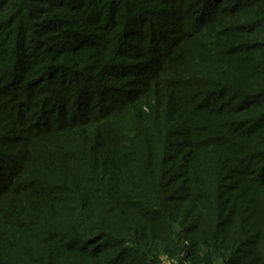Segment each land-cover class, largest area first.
Returning <instances> with one entry per match:
<instances>
[{"label":"trees","instance_id":"1","mask_svg":"<svg viewBox=\"0 0 264 264\" xmlns=\"http://www.w3.org/2000/svg\"><path fill=\"white\" fill-rule=\"evenodd\" d=\"M10 1L13 12L3 15ZM47 1L74 16L72 21L65 22L67 17L62 16L67 13L57 11L56 15L41 19L40 30L50 34L52 41L40 37L41 31L32 27L30 19L40 18V7H33L31 0H0V111L19 122L23 114L31 111L26 120L32 133L53 130L60 123L73 126L79 110L87 115L79 119L78 125L95 121L99 124L96 129L106 130L112 116L123 111L126 116L121 120L122 135L127 141L110 145L113 156L107 158L103 149L88 159L85 147L72 148L59 159L63 165L72 160L77 165L56 180L31 173L25 177L28 159L0 150V236L14 241L0 240V244L9 247L6 250L0 246V264H76L65 257L67 254L91 260L103 256L104 264H162L158 258L161 252L177 264H264V77L241 64L242 75L235 81L207 80L210 87L197 95L190 93L195 100L199 98L194 110L210 117H231L215 126H202L192 135L201 139L186 145L195 152L194 162L187 168V176L183 173L187 185L182 189L185 195L180 197L175 193L178 187H174L179 171H174V165L161 154H166L163 149L170 144V135L178 134L177 131L148 120L145 113L135 109L149 84L161 81L169 85L167 78L161 76L162 63L166 60L169 64L175 58L176 45L165 22L157 25V21L148 18L157 12L168 16L169 8L177 0H151L153 5L149 7L147 3L146 7L136 5L133 0ZM262 1L189 0L187 8L194 12L195 32L216 22L219 14L242 18L234 27L224 25L218 31L219 36L228 38L227 32L232 31L245 36L264 33ZM158 3L162 7H156ZM117 9L123 11L117 13ZM72 23L78 29L64 27ZM57 35L61 37L53 41ZM98 44L118 58L117 62L101 67L104 78L136 74L144 79L139 89H124L123 97L116 98L103 113L90 115L93 98L106 99L113 87L103 83L98 91L90 89L92 75L67 67L60 56L71 48ZM223 46L224 50H212L208 58L213 66L209 74L214 76L234 69L233 53L264 51V41L245 47ZM221 58L226 60L218 64ZM259 67L264 69V64ZM252 74L260 80H250ZM49 88L53 97H44ZM72 95L75 103L69 101L70 115H62V103ZM55 100L57 106L53 105ZM216 100L220 103L215 104ZM117 131L114 136L119 140L121 133L117 136ZM198 150L212 153L213 160L204 161L206 165L195 170ZM224 162L238 166L239 174L248 179L250 186L244 189L231 185L229 193L224 192ZM207 190L209 195L205 194ZM28 194L42 199L40 202L47 203L52 211L61 212L63 223L46 224L39 219V212L32 215L34 220L26 219L31 215L27 204L22 212L20 206L11 208L13 199L26 201ZM191 209H203V213H198L212 224H188ZM7 224L14 227L12 232L6 229Z\"/></svg>","mask_w":264,"mask_h":264},{"label":"rangeland","instance_id":"2","mask_svg":"<svg viewBox=\"0 0 264 264\" xmlns=\"http://www.w3.org/2000/svg\"><path fill=\"white\" fill-rule=\"evenodd\" d=\"M47 2V0H31V3H33V7L38 6L43 10L42 13H40L39 19H30V21L33 23L32 27L34 29H38L37 31H41V34L38 35L43 39H50L51 35L46 34L45 30H40L41 19H45L46 17H48V15H56L57 11L65 14L67 13L66 16H62L67 17L65 22H70L74 18L69 10L62 7H57V5H53L52 2ZM188 2L189 0H177L174 6L177 7V9H174V7H170L168 16L163 17L162 14L157 12L155 16H150L148 18L151 19V21H157V25H161V22H165L166 31L173 37V41L175 42L174 44L176 45L173 50L175 58L171 60V63L169 64H167L166 60L162 63L161 73L163 71V74L161 76L164 79L167 78V82L169 83V85H165L161 81L158 82V84L156 81L152 82V84H149L146 92L139 98L140 100L137 103V108H135L138 109V112H140V114L144 115L145 113V115L148 117V120L157 121L161 123L162 126L169 125L170 129L177 131L176 133L178 134L170 135V144H168V147H165V149H163L166 154H161L165 155V157L169 160L170 165H174V171H179L178 174L175 175V177L178 178L174 183V187H178L175 193L180 197L184 196L186 193L184 190H182L186 187L185 185H187L185 181L186 177L183 173H186L187 176V168L190 169V166L194 162L195 152L191 150L190 146L186 145H189V141L194 142L201 139L199 137H193L192 135L200 131L202 126H215L220 122V120L229 119L231 117L226 115L210 117L208 115H205L201 110H194V106H196L194 103L198 102L199 98L195 100V96H190V93H192L191 95H194V93L197 95V93L200 94L202 93L201 91L207 89V87H210V84L207 83V80L217 83H220L222 81L227 83L235 81L242 75L243 71L241 70V72L239 68L241 64L250 66L249 68L252 69L253 73H257L258 71L260 76L264 77V69L259 67L260 65L264 64V51L261 50L253 51L250 53H245L243 52L244 50H239L233 53V56L236 60L235 62L231 63L234 67L233 70L231 69L228 73L223 74V76H214L213 74H209V70L213 68V66H211L208 61L209 56L213 54L211 52L212 50L222 51L224 50L223 45L225 44H231L233 47H245L248 43L251 42H263L264 33L260 32L256 35L248 34V36H245L243 33L232 31L227 32V35H229L228 38L219 36L218 31H221L223 29L222 26L225 25L234 27L233 24H235L236 22L238 23V21L242 19L236 18V16L224 14H219L216 22H213L208 27L195 32L197 26H193L192 16L194 12H192L191 9L187 8ZM11 3L12 2L10 1L7 4L8 8L6 9L5 13H3V15L5 14L8 16V14H11L13 12L10 8ZM133 3L139 6L141 5L142 7H149L150 5H153L151 4V0H133ZM20 4H22V1L20 2ZM261 4H264V1L260 2V5ZM182 6L183 8H181V11L179 12V8ZM156 7L162 6L158 3V6ZM51 8H53L54 11H51ZM117 10V13L123 11L121 9ZM185 10H187L188 12H186ZM161 17H163V20H161ZM66 26L68 29H78L73 23L72 25H65L64 27ZM118 31L119 29L115 30L116 33ZM47 35H49V37ZM58 36L61 37V35L53 36V41H58ZM211 43L215 44L211 45ZM60 59L61 61L67 63V67H70L75 71L82 69L84 72L89 73L88 75L91 74L92 76H90V80L93 83L89 84L91 86L90 89L94 88L98 91L99 88L103 86V83H107V85L113 87V89L110 91V94L105 95L106 99L96 101L98 96H95L93 98L92 104H95L94 107L90 109V115L103 113L105 109L113 104V101H115L116 98L120 99L123 97V95L126 93L123 92L124 89H139V85L143 82L144 79L143 77H138V75L136 76V74H128L127 77L121 76L119 78H113L112 76L106 75V78H108L106 80V78H104V70L101 69V67L105 63H111L115 61L117 62L118 58H113V55L110 53V49H105L104 47L100 46V44H98V46H91L80 49L71 48V50H67L66 52H64L63 55L60 56ZM135 60L136 58L133 59L132 62H134ZM225 60L226 59L221 58L218 61V64L224 63ZM240 61L241 63H238ZM2 65L0 64V69L1 67H3ZM251 66L255 67L251 68ZM73 77H76V75H73ZM176 79L178 80L176 81ZM196 80L199 81V83L195 82ZM250 80L259 81L260 79L255 78V75H253V78H251ZM49 90L50 91L45 94L44 97H53V91L50 88ZM42 92L43 90L41 91V93ZM39 97L40 96H38L37 98ZM224 98H226V96H224ZM73 99H75V95L70 96L67 101L66 98L64 99L65 101H63L62 103L64 108L61 113L62 115H70L69 111H71V109H69V101L75 103V100ZM217 103H220V101L216 100L215 104ZM54 104L55 106H57L58 102H56L55 100V103H53V105ZM224 108H227V105ZM127 113L132 114V112ZM30 114L31 111H29L27 114H23V120L19 122L0 111V150L5 151L9 155L13 154L18 158H22L25 160L28 159L26 167L27 171H24V173L26 172L24 174L25 177L27 174L31 173L41 175L46 179L48 178L49 180L63 178L64 174H66L70 170V168H74L77 164L74 163V160H72L71 164L63 165L61 164L59 156L67 154V152L73 150L72 148H75V150H81V147H85L87 152L85 155H87L88 159L93 158L94 153L98 151V149H103L105 152L104 158H107L108 156H113L110 155L109 152L111 151L110 145L119 142L125 143L124 141H127V138H124L122 135L124 128L121 127V120L124 116H126L125 112L123 111L117 112L115 116H112V118L114 119L111 118V121H109L108 123L109 126L107 125L106 130L102 128L99 129L100 127H97L96 129V126L99 124H97L98 122L95 121L78 125L77 122L79 121V119H81L82 117H86L87 115V113L79 110L76 112L75 118L72 121L75 125L70 126L72 124L66 125L64 123H60V125L53 130L49 129L47 131L36 133H32L34 132L32 131V126H30L27 121V116H29ZM15 115L16 114H14V117ZM154 116H156L155 120ZM63 125L66 126L63 127ZM116 129H118L116 134L117 136L121 133V136L118 137L119 140H117V137L114 136V134L116 133ZM134 144L139 145L138 141H135ZM170 145H174V147H170ZM123 153H125V155H128L126 154V152ZM57 154L58 156L56 157ZM197 155V163H194L193 165V169L195 170L198 168H203L206 165L204 164V161H206V163H211V161L213 160L211 159L212 153L203 152V150L196 151V156ZM142 156L143 154H141V157ZM172 157L174 158L172 159ZM67 161L69 160L67 159ZM223 166L226 167L225 174L227 175L226 179H224L223 181L224 192L229 193V186L231 185L236 187H243L244 189L250 186V184L248 183V179L239 174L240 168L238 166L232 163L229 164L228 162H224ZM37 186L38 185L36 184V187ZM210 190L212 195L213 190L211 188ZM256 192L260 193L258 191ZM205 194L209 195V190H207ZM25 198L26 201H20L17 199L13 202L14 199L12 201L10 200L12 203V205L10 204L11 208H14L16 205L20 206L22 207L20 212H22L24 208L23 206L27 204L29 207L27 209V212L31 213V215L29 217H26V219L34 220L32 215L34 213L37 214L36 212H39V219L46 224H51L50 222L52 221L57 223V225H61L63 223L61 212L59 214L57 211H52L47 203L40 202L42 201V199L35 198L34 196L29 194L28 196L26 195ZM202 210L203 209H191L190 211L192 212V214L190 215V220L187 223L190 225L201 223L205 226L211 225L213 221L206 220L208 218H205L204 216L199 214L200 212L198 213V211H201V213H203ZM7 225L8 226H6V229H8L9 232H12V229H14V227L10 226L9 224ZM0 240L1 243H14V241L8 237L0 236ZM57 241L60 244L61 241ZM0 246L1 248H4L6 250L9 249L8 246H3L2 244H0ZM68 255L69 254H67V256L65 257H68L76 264H104L101 259H106L103 258V256H100V259L96 258L95 260H91L83 259L80 255ZM158 258L160 259V262L162 264H177V261H174L172 257L166 255L163 252L159 254Z\"/></svg>","mask_w":264,"mask_h":264}]
</instances>
